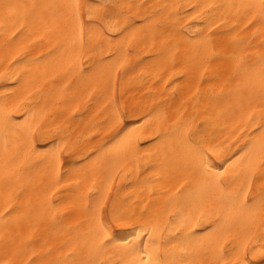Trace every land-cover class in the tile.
Listing matches in <instances>:
<instances>
[{
    "label": "snow or ice",
    "instance_id": "1",
    "mask_svg": "<svg viewBox=\"0 0 264 264\" xmlns=\"http://www.w3.org/2000/svg\"><path fill=\"white\" fill-rule=\"evenodd\" d=\"M185 7L191 9L187 19L200 22L192 35L191 23L176 28ZM166 9L176 11L157 18V10ZM218 9L226 10L219 23ZM173 16L177 20L169 24ZM0 26L5 48L22 45L26 36L57 41L46 54L51 59H25L26 52H17L12 59L23 69L0 72V78L15 82L0 91V121L22 132L26 155L47 161L26 201L20 199L23 189L6 193L0 264H264V40L248 51L253 45L241 35L251 30L264 36V0L187 6L0 0ZM148 41L158 48L148 59L160 61L163 70L169 62L173 69L182 63L180 75L196 81L190 99L202 122L189 117L182 104L175 119L166 115L158 121L151 148L141 154L140 130L155 122L156 109L122 106L123 84L118 97L117 83L122 69L126 74L144 63L133 47H149ZM213 81H223L219 91ZM173 84L176 92L180 85ZM100 98L104 124L114 131L111 143L89 149L61 135L58 115ZM201 103L203 115L195 108ZM222 117L231 120L236 140L223 153L206 147L209 136L202 134L208 126L215 130ZM209 153L224 163H215ZM144 173L149 175L143 183L151 187L139 212L110 195L117 177L135 174L139 180ZM69 195L64 204L61 197ZM69 207L80 218L65 235L77 230L76 235L61 242L57 255L47 239L37 247L41 226L48 231L49 223H61ZM127 225L135 235L116 240L114 228ZM81 235L83 243L73 244ZM67 245L72 246L64 252Z\"/></svg>",
    "mask_w": 264,
    "mask_h": 264
},
{
    "label": "bare ground",
    "instance_id": "2",
    "mask_svg": "<svg viewBox=\"0 0 264 264\" xmlns=\"http://www.w3.org/2000/svg\"><path fill=\"white\" fill-rule=\"evenodd\" d=\"M12 2L19 3H31L32 0H12ZM120 3L125 4H145V5H189L194 3L200 4H230V3H241L248 2V0H119ZM258 2V0H256ZM143 9H141V12ZM151 11V9H150ZM175 9H166L163 13L157 10V18L161 15L167 16L169 12H175ZM182 19L176 24V28L179 29L181 26L188 23L193 24V28L189 32L190 35L194 34L197 30V24L199 21H189L187 19L188 15H191V9L185 7L180 10ZM225 9H218L215 12V16L219 19H223V14ZM132 12H136V8L133 7ZM231 19V17H229ZM139 21V17H137ZM177 17L173 16L169 24L175 23ZM223 31L224 29H220ZM241 35H247L253 47L248 49V51H256V46L260 44L261 40H264V36L256 34L252 35L250 30L248 33H241ZM4 40V28L0 26V72H11V71H21L23 65L17 66L15 60L12 59L17 52L27 55L25 59L36 58L38 56L44 55L46 59H51L47 57V52L50 48L56 45L57 41L55 38H45L41 43L33 36H26L23 40V44L13 43L9 48H5L3 44ZM149 47H145L143 44L133 47L134 53H139V58L144 60V63L137 64V66L132 70L128 71L126 74L121 70V75L117 83V96H120L121 84H123V100L122 106H127L129 108L134 106H139L143 111H148L153 108L156 110L152 113L154 121L146 126L145 129L140 130V134L143 136L141 143V154H145L146 149L151 148L152 134L154 131L158 130L156 124L159 120H162L166 115L171 116L172 119L176 118V110L181 108L183 104L187 108V114L189 117L196 116L197 122L201 121V116L196 115L194 110V102L190 99V96L196 91V81L192 79L191 74L187 76L180 75L184 65L182 63L177 64L176 68L173 69L170 66L166 70H163V65L160 61H154L152 59L156 56L157 49H152L150 47L151 41H148ZM181 54H183V48L180 49ZM53 57L59 59L60 52L53 53ZM20 57L17 56V59ZM67 57H65V60ZM137 57L133 55L132 61L136 63ZM142 69L144 70L142 72ZM211 72V69L209 70ZM174 73H177L174 75ZM171 77V79H170ZM173 81H176L180 85L179 90L173 92L175 85ZM167 82V83H166ZM14 85L15 82L11 80H4L0 78V91H2V86L4 84ZM60 83V81H58ZM216 85V91H219L220 85L223 81H213ZM207 87V86H205ZM104 104V99H94L90 102V106L86 103H81L79 109L76 113H64L63 115H58L56 117V124L61 125L63 131L62 136L69 137L71 141H78L81 145H87L89 149H95L100 146L101 143L108 142L111 143V137L114 135V131L109 128V126L104 124V116L101 115L103 111L102 105ZM159 105V107H156ZM75 107V105H72ZM195 108L199 109L201 115L204 114L205 104L201 103L195 105ZM183 110V109H181ZM75 115V119L70 117ZM67 117V118H66ZM125 123H129L125 121ZM228 123L229 127L227 129L223 128V125ZM132 125L129 123V127ZM54 127V125H53ZM203 135L209 136V144L207 146L217 147L218 151L221 153L226 152L230 144H235L236 140L232 139V129L231 120L222 117L219 121V126L213 130L211 126L206 127L203 130ZM215 137L214 139L211 137ZM239 139V136H236ZM39 143H44V141H38ZM213 161L217 164L224 163L216 158L212 153H209ZM47 166V161H43L36 154L31 156L26 155V145L24 143L22 132H18L14 126L9 125L7 128L4 126L2 121H0V207L3 206L4 200L7 192H15L17 190H24V194L21 196L22 201H26L30 195H33L36 182L39 180L42 174L45 173ZM226 166V164H225ZM152 169H149L151 172ZM149 173H144L137 180L136 175L133 174L131 178L125 179L123 181L117 177V181L113 186V192L110 194L113 198H117L118 202L123 204L125 208L135 209L139 212L145 205L149 202V189L151 185L143 183L145 177ZM158 187V186H157ZM119 188V191L116 189ZM72 196L69 195L68 200H64L61 197L64 204H69ZM68 215L65 219L56 225L49 223L48 231L44 230V226H41V230L38 233L39 239L37 240V247H40L47 239L48 243L53 247L57 248V255L60 250V244L62 241L67 239V236H75L76 231L65 232L69 225H74L75 222L80 218L79 215L68 208ZM4 223L3 219L0 218V232L3 231ZM134 226L127 225L123 227H115L113 230V235L116 240H128L133 235ZM138 230V229H137ZM27 234V230L26 233ZM84 238L81 235V239L72 241L73 244L83 243ZM72 245H67L63 248L64 252L68 251V247ZM46 247V245H45ZM2 255V252H0Z\"/></svg>",
    "mask_w": 264,
    "mask_h": 264
}]
</instances>
